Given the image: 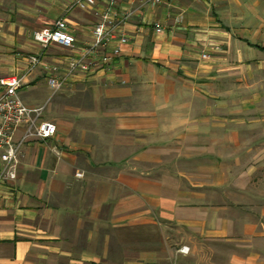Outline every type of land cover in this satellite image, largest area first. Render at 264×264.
Segmentation results:
<instances>
[{
	"label": "crops",
	"instance_id": "crops-1",
	"mask_svg": "<svg viewBox=\"0 0 264 264\" xmlns=\"http://www.w3.org/2000/svg\"><path fill=\"white\" fill-rule=\"evenodd\" d=\"M74 1L0 0V78L40 57L19 94L57 126L0 184V264H264V0H116L120 54L53 94L110 3ZM62 17L75 49L34 40Z\"/></svg>",
	"mask_w": 264,
	"mask_h": 264
},
{
	"label": "built area",
	"instance_id": "built-area-1",
	"mask_svg": "<svg viewBox=\"0 0 264 264\" xmlns=\"http://www.w3.org/2000/svg\"><path fill=\"white\" fill-rule=\"evenodd\" d=\"M96 3L97 0H75L68 11L76 8L85 10L95 6ZM162 3L163 0H146L142 7ZM115 4L116 0H110L101 21L95 27L93 43L81 49L77 57L71 58L64 72H60L58 67L52 68L47 78V84L53 94L62 91L74 75L90 73L111 66L113 59L120 54L119 48L113 50L111 54L106 53L105 50L109 41L115 36L118 21L126 22L134 17L135 12L118 11L114 8ZM157 32H162V29L157 28ZM34 40L44 48L56 45L69 50L75 49L77 43L76 37L68 29L65 17L60 18L52 27L35 32ZM119 40L122 44L127 43L126 37H121ZM203 58L207 59L209 56L203 54ZM40 63V57H31L29 68L25 74L0 78V159L3 163L0 171V184L16 179L20 151L27 141L44 142L57 134V126L44 120L46 106L29 107L19 94L25 84V79ZM18 131L22 133V137L16 141L14 136ZM78 176L80 175L78 174ZM179 252L186 255L189 254L190 249L182 247Z\"/></svg>",
	"mask_w": 264,
	"mask_h": 264
}]
</instances>
